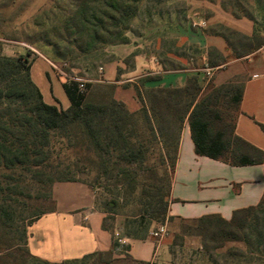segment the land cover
I'll list each match as a JSON object with an SVG mask.
<instances>
[{
    "label": "trees",
    "instance_id": "obj_1",
    "mask_svg": "<svg viewBox=\"0 0 264 264\" xmlns=\"http://www.w3.org/2000/svg\"><path fill=\"white\" fill-rule=\"evenodd\" d=\"M143 1L82 0L68 24L74 26V36L86 42L59 58L76 60L103 45L129 44L126 34L134 32L131 24ZM166 1L146 0L155 5ZM254 2L258 8L250 11L249 0H220L224 11L253 24L251 35L221 24L206 32L221 37L236 60L264 49V0ZM207 57L213 69L229 58L215 47L208 49ZM32 63L27 56L0 54V264H56L31 254L28 227L55 210V183L76 181L96 192V207L106 214L104 228L113 234L117 215L127 217L125 234L132 239H145L154 224L179 221L170 247L173 261L183 255L186 238H198L201 248L193 254L209 264H264V197L255 206L235 210L229 220L220 215L184 220L168 214L185 124L198 156L230 166L264 163V151L235 132L245 81L235 77L217 85L209 80L203 88L195 74L183 87H148L160 77H142L133 85L139 108L131 110L115 97L116 85H99L109 91L93 99V84L86 83L87 91L81 93L79 82L67 77L62 87L70 106L63 109L44 101L31 77ZM130 68L133 71L135 64ZM260 128L264 132V125ZM75 173L94 177L86 180ZM32 187L37 188L34 196ZM41 202L51 206L38 210ZM129 250L114 239L107 252L59 264H115L120 254L129 264H150L133 261Z\"/></svg>",
    "mask_w": 264,
    "mask_h": 264
},
{
    "label": "crops",
    "instance_id": "obj_2",
    "mask_svg": "<svg viewBox=\"0 0 264 264\" xmlns=\"http://www.w3.org/2000/svg\"><path fill=\"white\" fill-rule=\"evenodd\" d=\"M194 2L201 3L203 1L195 0ZM220 12L227 14L222 8H220ZM232 21L226 23L223 20L220 23L226 24L229 28L245 35L252 34V24L249 28L243 29L242 26L241 28L238 27V23L244 20L234 18ZM206 22L208 21L205 20L203 24L206 25ZM248 22L250 23V21ZM211 26L212 24L207 27L206 32ZM164 29L162 26L158 27L160 33L164 32ZM162 39H158L160 45ZM191 41L189 35L186 34L185 40L178 42L177 45ZM197 44L200 46L199 49L215 47L218 50H229L221 37L207 33L203 36L202 43ZM256 55H261L259 65L245 81L235 132L242 139L264 151V132L260 128V125H264V52L260 50L245 58L250 59ZM202 56L199 61L205 62L206 56ZM135 57V69L131 72L138 75V79L144 77L141 74L144 69L148 70L150 75L160 77L159 81L149 83L148 87H183L187 79L195 75L191 70L186 69L164 70L161 63L146 54L140 53ZM230 60H232L231 57L228 58L226 65L229 64ZM36 65H38L40 72L37 76L35 74ZM116 70V65L106 66L105 77L111 84H114L112 81L116 77ZM177 76L179 77L177 78ZM31 77L39 87L47 104L57 105L63 109L70 106V101L62 87L65 80L63 81L61 77L57 78L51 73L48 61L41 58L36 59L32 63ZM201 77L202 75H199L200 84L203 86ZM174 79L177 80V84L174 86H169L163 82ZM44 81H47V85ZM206 81L209 80L206 79ZM39 84L47 86L49 89L47 95ZM55 99L59 101V104L55 102ZM136 106H133V110L139 108V104ZM52 194L55 210L41 216L28 227V248L31 254L39 259L56 264L66 260L81 259L89 254L109 251L114 239H117L120 243L130 246L128 254L135 262L209 264L206 259H201L199 255L193 254V252L200 251L201 248L198 238H195L199 241L195 240L194 248H188V250L185 249L188 239L186 238L183 255L178 256L173 261L170 254L173 237L170 235L158 238L151 236V232L160 225L155 226L154 224L145 239H132L125 234L127 217L117 215L113 222L114 234L106 230L104 228L106 214L96 207V192L85 183L78 181L57 182L53 185ZM263 197L264 163L230 166L221 161L198 156L194 150L189 126L185 124L172 181V201L168 213L170 217L192 220L206 215H220L229 220L235 210L255 206ZM168 225V223L164 224L166 230ZM115 257L122 258L124 255H115Z\"/></svg>",
    "mask_w": 264,
    "mask_h": 264
},
{
    "label": "rangeland",
    "instance_id": "obj_3",
    "mask_svg": "<svg viewBox=\"0 0 264 264\" xmlns=\"http://www.w3.org/2000/svg\"><path fill=\"white\" fill-rule=\"evenodd\" d=\"M194 1L170 0L155 5L144 0L140 5L139 16L131 24L134 32H127L126 34L130 39L129 45H103L100 50L88 56H80L76 60H71V57L68 56L63 60L59 58V54L76 50L77 46L86 42L76 38L73 34L74 26L71 23V26L68 24V20L78 11L82 0H0V54L8 57L27 56L29 62H34L38 58L46 60L49 62L51 73L57 78L61 77L64 81L70 76L69 74H73L81 77L86 83L93 84L95 87L89 93L93 99H98L103 92L109 91L104 86H98L106 85V83L111 84L105 77L106 66L116 65V77L112 81L117 86L115 97L125 102L129 109L133 110V106L135 107L136 104L138 106L133 85L140 79H138V75L131 72L130 68L135 64L136 57L132 56L135 53L153 57L154 60L161 63L162 68L165 66L164 70H172L169 65H176L179 69L191 70L194 74L202 75L200 80L203 81V88L208 86L203 71L208 64V49H199L200 46L197 43H202L209 25H222L220 22L223 20L226 23H231L234 17L229 12L227 14L220 12V0H216L214 4L206 0H202L201 3ZM247 8L251 11L258 6L254 0H249ZM161 13L163 14L161 15L162 18L160 17ZM205 20L208 21L206 25L203 24ZM242 20L244 21L238 23V27L241 28L242 26L243 29H247L251 26L252 23H249L247 19ZM258 20L261 21V17ZM223 25L227 26L226 24ZM160 26L165 28L164 32L158 31ZM186 34L192 41L178 46V42L185 40ZM161 38L163 39L160 45L158 39ZM191 47L198 48L201 54L195 53ZM219 50L225 56L232 57L229 50ZM74 53L76 52L74 51ZM202 55L206 56L205 62L199 61L203 57ZM260 56L256 55L250 59L242 60L232 58L228 65L225 64L220 68L213 69L211 77L208 79L218 85L223 81L237 77L239 82L243 83L259 65ZM35 68L37 76L40 74L38 65ZM149 73L146 69L141 71L144 77L152 76ZM44 82L47 83V81ZM163 82L169 86L177 84L175 79ZM45 84L44 86L39 84V86L47 95L49 89ZM74 176L86 180H91L94 177L93 174L81 175L78 173H75ZM36 190V187H32L30 193L34 196ZM48 191L49 188L46 187L45 192ZM98 192L102 193V191ZM50 206L49 202H41L37 208L43 210ZM179 225V221L169 224L166 236L173 237L175 233L179 232ZM195 240L199 241L195 238H188L185 249L194 248ZM200 257L204 259L202 256ZM116 259L118 261L115 264H129L125 256Z\"/></svg>",
    "mask_w": 264,
    "mask_h": 264
},
{
    "label": "built area",
    "instance_id": "obj_4",
    "mask_svg": "<svg viewBox=\"0 0 264 264\" xmlns=\"http://www.w3.org/2000/svg\"><path fill=\"white\" fill-rule=\"evenodd\" d=\"M262 50H264V49H262ZM203 71L205 72L206 79L209 80L208 78L211 77L213 68H210L207 65V67ZM68 78L72 79V80H77L79 82V91L81 93H85L87 91V86H86V82L85 81H83L82 79L73 78V77H70V76H68ZM166 234H167V230H166V227L164 225L158 226L155 230H153L151 232V236L154 237V238L162 237V236H165Z\"/></svg>",
    "mask_w": 264,
    "mask_h": 264
}]
</instances>
